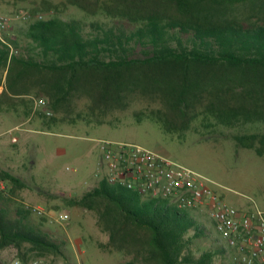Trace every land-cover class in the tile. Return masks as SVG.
<instances>
[{
    "label": "trees",
    "instance_id": "1",
    "mask_svg": "<svg viewBox=\"0 0 264 264\" xmlns=\"http://www.w3.org/2000/svg\"><path fill=\"white\" fill-rule=\"evenodd\" d=\"M67 3L89 16L105 15L112 24L93 22L88 32L78 19L33 20L21 51L16 40L4 35L0 111L6 101L34 92L52 111L67 115L74 99L86 98L97 118L139 94L160 103L149 118L168 133L186 132L200 117L229 128L264 124V0ZM235 139L264 156V136ZM1 182L10 188L0 191L6 196L24 188L18 177L4 170ZM72 205L98 213L109 234L108 246L130 257L122 264H215V251L196 255L191 248L205 228L166 201L101 181ZM30 214L24 207L12 216L0 207V251H21L29 244L40 256H63L66 244L31 222ZM21 255L25 261V253Z\"/></svg>",
    "mask_w": 264,
    "mask_h": 264
},
{
    "label": "rangeland",
    "instance_id": "2",
    "mask_svg": "<svg viewBox=\"0 0 264 264\" xmlns=\"http://www.w3.org/2000/svg\"><path fill=\"white\" fill-rule=\"evenodd\" d=\"M35 10L43 19L82 20L88 32L93 22L112 24L105 15L89 16L67 0H0V15L13 17L20 11L31 14ZM30 22L15 20L4 34L19 43L20 51L28 43ZM0 77L4 79L5 72L0 71ZM38 99L34 92L15 97L0 111V170L24 184L13 196L0 193V207L15 216L26 205L41 206L45 216L30 214L28 218L57 243L66 244L64 255L40 256L29 249V244H23L21 251L16 247L1 250L0 264L16 260L22 264H122L130 259L108 246L109 234L103 230L96 211L72 205L74 199L98 183L101 141L137 144L166 156L204 177L229 206L243 212H264V156L235 139L264 136L263 123L229 128L200 117L188 131L168 133L149 118L160 103L139 94L130 95L124 107L97 118L89 111L86 98L74 99L68 115L64 111L55 113L47 105L35 108ZM9 190L6 183H0V191ZM58 211L68 213L70 220L65 224L54 222ZM189 213L198 226L205 228L204 235L193 240V252L201 255L213 250L215 264H232L235 251L221 242L212 221L199 211ZM24 253L25 261L21 259Z\"/></svg>",
    "mask_w": 264,
    "mask_h": 264
},
{
    "label": "built area",
    "instance_id": "3",
    "mask_svg": "<svg viewBox=\"0 0 264 264\" xmlns=\"http://www.w3.org/2000/svg\"><path fill=\"white\" fill-rule=\"evenodd\" d=\"M38 19H43L42 15L23 11L13 17L0 15V39L4 38L13 21ZM46 105V100L40 98L35 108ZM100 144L98 182L123 187L143 198L166 201L183 211H199L212 221L221 242L235 251L232 264H264L263 211L243 212L229 206L204 177L143 146L113 141H101ZM25 209L34 215H46L41 206L26 205ZM52 220L65 224L70 215L61 211ZM13 264L22 262L16 260ZM33 264L45 263L35 261Z\"/></svg>",
    "mask_w": 264,
    "mask_h": 264
}]
</instances>
